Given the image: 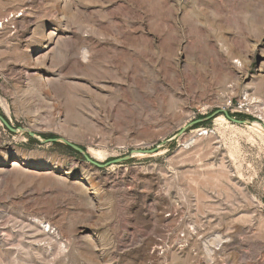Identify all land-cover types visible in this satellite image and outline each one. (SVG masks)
<instances>
[{"label": "rangeland", "instance_id": "rangeland-1", "mask_svg": "<svg viewBox=\"0 0 264 264\" xmlns=\"http://www.w3.org/2000/svg\"><path fill=\"white\" fill-rule=\"evenodd\" d=\"M0 116V264H264V0H0Z\"/></svg>", "mask_w": 264, "mask_h": 264}, {"label": "water", "instance_id": "water-1", "mask_svg": "<svg viewBox=\"0 0 264 264\" xmlns=\"http://www.w3.org/2000/svg\"><path fill=\"white\" fill-rule=\"evenodd\" d=\"M227 116H228V114H226ZM229 117V116H228ZM230 118V117H229ZM0 119L3 121V123L7 126V128H9L10 130H13L11 127H10V125L8 124V122L2 117V116H0ZM233 120V119H232ZM236 123H239V124H247V123H250V122H245V121H236V120H234ZM14 131V130H13ZM31 136H34L33 134H31ZM54 141H57V139L56 140H54ZM67 144L70 146V147H72L74 150H76V151H78V152H80L85 158H86V160L87 161H89V162H91L92 164H94V165H96V166H98V167H100V168H103V167H105V166H107V165H110V164H117V163H121V162H125V161H128V160H130L131 158H133L132 157V155H130V156H127V157H124V158H122V159H116V160H114V161H111V162H109V163H107V164H105V165H101V164H98L97 162H95V161H93L86 153H85V151L83 150V149H81V148H79V147H77V146H75V145H73V144H71V143H69V142H67ZM156 150V149H155ZM155 150H153L152 152H154Z\"/></svg>", "mask_w": 264, "mask_h": 264}, {"label": "trees", "instance_id": "trees-1", "mask_svg": "<svg viewBox=\"0 0 264 264\" xmlns=\"http://www.w3.org/2000/svg\"><path fill=\"white\" fill-rule=\"evenodd\" d=\"M199 125H202V123H201V124H199Z\"/></svg>", "mask_w": 264, "mask_h": 264}]
</instances>
